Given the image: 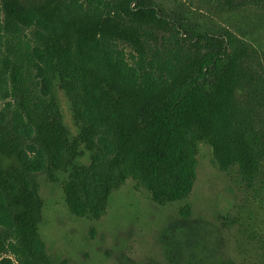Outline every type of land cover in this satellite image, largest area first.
Masks as SVG:
<instances>
[{"label": "trees", "instance_id": "1", "mask_svg": "<svg viewBox=\"0 0 264 264\" xmlns=\"http://www.w3.org/2000/svg\"><path fill=\"white\" fill-rule=\"evenodd\" d=\"M191 26L159 0H0V264H55L41 232L43 181L60 183L70 211L92 219L130 178L154 202H181L205 142L221 170L264 186V76L252 45L229 26ZM161 31L188 33L198 53L188 71L146 67Z\"/></svg>", "mask_w": 264, "mask_h": 264}, {"label": "rangeland", "instance_id": "2", "mask_svg": "<svg viewBox=\"0 0 264 264\" xmlns=\"http://www.w3.org/2000/svg\"><path fill=\"white\" fill-rule=\"evenodd\" d=\"M159 4L170 16L185 15L191 29L218 32L229 26L251 43V65L264 76V6L246 5L230 12L222 0ZM187 30L190 33V27ZM157 35L146 67L159 76L174 66L188 71L198 57L184 39L188 33ZM122 47L137 66L138 53ZM1 58L0 41V95L5 86ZM197 159L195 185L186 200L154 202L149 191L130 178L113 193L98 219L73 214L60 183L43 181L41 232L55 264H264V186L248 188L236 169L221 170L205 142L198 145ZM186 206L190 213L184 216Z\"/></svg>", "mask_w": 264, "mask_h": 264}]
</instances>
